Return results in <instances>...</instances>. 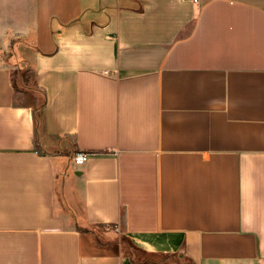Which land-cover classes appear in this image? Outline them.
Segmentation results:
<instances>
[{
	"label": "crops",
	"instance_id": "0c3cea01",
	"mask_svg": "<svg viewBox=\"0 0 264 264\" xmlns=\"http://www.w3.org/2000/svg\"><path fill=\"white\" fill-rule=\"evenodd\" d=\"M0 264H264V0H0Z\"/></svg>",
	"mask_w": 264,
	"mask_h": 264
},
{
	"label": "built area",
	"instance_id": "2783aa9c",
	"mask_svg": "<svg viewBox=\"0 0 264 264\" xmlns=\"http://www.w3.org/2000/svg\"><path fill=\"white\" fill-rule=\"evenodd\" d=\"M88 159V153L86 152H78L74 156V160L77 164H83Z\"/></svg>",
	"mask_w": 264,
	"mask_h": 264
},
{
	"label": "rangeland",
	"instance_id": "374dc122",
	"mask_svg": "<svg viewBox=\"0 0 264 264\" xmlns=\"http://www.w3.org/2000/svg\"><path fill=\"white\" fill-rule=\"evenodd\" d=\"M18 85H19V89H22L23 88L22 85H25V84H23L21 81H18Z\"/></svg>",
	"mask_w": 264,
	"mask_h": 264
}]
</instances>
